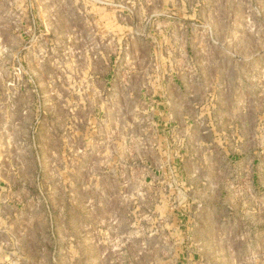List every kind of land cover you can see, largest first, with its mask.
<instances>
[{"label":"rangeland","instance_id":"rangeland-1","mask_svg":"<svg viewBox=\"0 0 264 264\" xmlns=\"http://www.w3.org/2000/svg\"><path fill=\"white\" fill-rule=\"evenodd\" d=\"M0 264H264V0H0Z\"/></svg>","mask_w":264,"mask_h":264},{"label":"bare ground","instance_id":"bare-ground-1","mask_svg":"<svg viewBox=\"0 0 264 264\" xmlns=\"http://www.w3.org/2000/svg\"><path fill=\"white\" fill-rule=\"evenodd\" d=\"M126 105V104H125Z\"/></svg>","mask_w":264,"mask_h":264}]
</instances>
